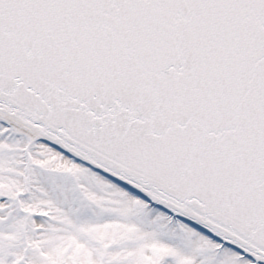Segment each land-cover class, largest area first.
Segmentation results:
<instances>
[{
  "label": "snow or ice",
  "instance_id": "obj_1",
  "mask_svg": "<svg viewBox=\"0 0 264 264\" xmlns=\"http://www.w3.org/2000/svg\"><path fill=\"white\" fill-rule=\"evenodd\" d=\"M0 264H264V0H0Z\"/></svg>",
  "mask_w": 264,
  "mask_h": 264
}]
</instances>
